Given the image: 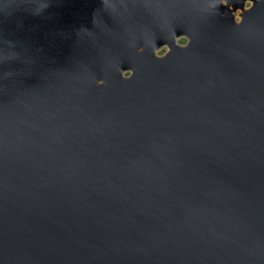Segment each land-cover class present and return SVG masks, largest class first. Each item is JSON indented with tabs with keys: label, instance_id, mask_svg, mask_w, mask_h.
<instances>
[{
	"label": "water",
	"instance_id": "95a60500",
	"mask_svg": "<svg viewBox=\"0 0 264 264\" xmlns=\"http://www.w3.org/2000/svg\"><path fill=\"white\" fill-rule=\"evenodd\" d=\"M237 1L0 0V264H264V0ZM178 14L197 43L145 52Z\"/></svg>",
	"mask_w": 264,
	"mask_h": 264
},
{
	"label": "flooded vegetation",
	"instance_id": "af4514ba",
	"mask_svg": "<svg viewBox=\"0 0 264 264\" xmlns=\"http://www.w3.org/2000/svg\"><path fill=\"white\" fill-rule=\"evenodd\" d=\"M261 0H238L237 4H243L242 8H238L237 10H233L232 5L228 7L229 11L226 10L225 13L218 15V19L221 17L224 19L227 17L230 19L231 17L234 18L236 22H240V18L244 13V10H249L252 8L256 3H259ZM180 2V1H179ZM179 2L176 4L177 11H180V5ZM245 2V3H244ZM235 4V2H234ZM183 11V9H181ZM191 12V11H190ZM190 12L188 14H190ZM194 12V11H193ZM183 14L176 16L177 18L173 17L174 21L172 23H169L164 32L162 34H155V28L153 24L150 26L149 34H150V41H148L147 44H145V52H151L154 51V49H159L157 55L164 57L168 54H174V53H183L186 49H180L176 45L179 43L183 44L182 41H178V37L187 36L190 40V43L192 39H194V42L197 43L198 39H200V29H201V17L199 18L196 15H188ZM216 18V16H214ZM177 19V22H176ZM230 21V20H229ZM175 22V23H174ZM181 26V28H179ZM192 31V32H191ZM175 42V43H174ZM190 45V44H189ZM170 52V53H169ZM184 54V53H183ZM149 57V56H148ZM150 58V57H149Z\"/></svg>",
	"mask_w": 264,
	"mask_h": 264
},
{
	"label": "clouds",
	"instance_id": "9594fccd",
	"mask_svg": "<svg viewBox=\"0 0 264 264\" xmlns=\"http://www.w3.org/2000/svg\"><path fill=\"white\" fill-rule=\"evenodd\" d=\"M102 2H103V4H104V6H105V9L108 10V4H106L105 0H102ZM49 6H50V0H47V2L45 3V6H44L43 8H40L39 11H36V12H33V13H34V14H40V13H42L44 10H46V8L49 7ZM216 7H217V5H216ZM5 12H6V11H5ZM241 23H242V21H241ZM241 23H240V24H241ZM240 24H239V25H240ZM239 25H238V26H239ZM177 40L183 42L182 46H181V44H179V43L176 45V46H177L178 48H180V49H185V48H187V47L189 46V44H190V40H189V38H188L186 35H185V36H182V37H178ZM174 43H175V42H174ZM158 51H159V49H156V50L153 51V55L155 56V58L158 59V60H162V59H164L165 57H161V56H158V55H157ZM169 53H170V52H169ZM120 75H121V77H122L124 80H129V79H131V78L134 76V71H133V70L122 71V72L120 73ZM100 85L102 86V84H100Z\"/></svg>",
	"mask_w": 264,
	"mask_h": 264
}]
</instances>
